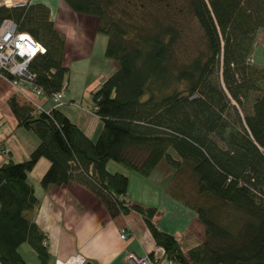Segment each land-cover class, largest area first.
Returning <instances> with one entry per match:
<instances>
[{
    "label": "trees",
    "instance_id": "trees-1",
    "mask_svg": "<svg viewBox=\"0 0 264 264\" xmlns=\"http://www.w3.org/2000/svg\"><path fill=\"white\" fill-rule=\"evenodd\" d=\"M62 1L95 17L96 31L106 37L104 55L116 67L89 92L88 110L100 120L92 140L57 108L61 97L51 101L63 91L68 69L64 36L48 8L33 0L0 5V20L11 19L42 46L27 71L51 102L43 109L16 95L6 100L16 126L36 144L25 159L6 153L0 162V264H26L24 243L36 264L48 262L46 236L34 222L40 201L28 180L39 158L47 161L40 188L74 182L110 216L138 213L171 262L264 264V67L250 56L264 28V0H187L201 50L184 45L178 0ZM160 160L171 170L164 192L203 228V240L186 252L154 225L153 207L127 202L126 174L106 168L112 161L146 177Z\"/></svg>",
    "mask_w": 264,
    "mask_h": 264
},
{
    "label": "crops",
    "instance_id": "crops-1",
    "mask_svg": "<svg viewBox=\"0 0 264 264\" xmlns=\"http://www.w3.org/2000/svg\"><path fill=\"white\" fill-rule=\"evenodd\" d=\"M33 1L48 8L55 29L64 36L62 64L68 71L57 108L93 140L100 120L88 110L89 92L116 67L114 60L104 55L106 37L96 31L95 17L71 11L62 0ZM11 95L43 109L51 106L46 95L15 89L0 77V162L5 158L4 149L19 161L36 144L35 137L27 135L29 131L16 126L6 104ZM36 164L40 175L47 161L39 158ZM106 168L126 174L127 202L153 207L152 222L159 230L171 234L183 252L203 240V228L194 212L164 192L171 175L164 161L160 160L146 177L122 169L112 161L106 163ZM34 191L40 201L34 222L46 236L47 264H131L125 259L129 253L150 255L155 264H180L169 263L138 213L110 216L93 193L74 182L46 189L34 184ZM120 229L126 235L123 239L119 237Z\"/></svg>",
    "mask_w": 264,
    "mask_h": 264
},
{
    "label": "built area",
    "instance_id": "built-area-1",
    "mask_svg": "<svg viewBox=\"0 0 264 264\" xmlns=\"http://www.w3.org/2000/svg\"><path fill=\"white\" fill-rule=\"evenodd\" d=\"M32 0H1L0 5L24 6ZM42 46L33 41L26 33L20 32L16 24L9 18L0 20V76L18 90H29L35 95L43 93L40 87L32 83V74L27 71V64L37 53H42ZM2 72L7 73L10 78H5ZM62 91L53 92L50 95L54 104H59ZM6 149L2 153L5 154ZM123 229L119 230V237L125 238ZM125 259L131 264H155L149 255L137 256L133 253L125 255ZM169 263L171 261L169 260Z\"/></svg>",
    "mask_w": 264,
    "mask_h": 264
},
{
    "label": "rangeland",
    "instance_id": "rangeland-1",
    "mask_svg": "<svg viewBox=\"0 0 264 264\" xmlns=\"http://www.w3.org/2000/svg\"><path fill=\"white\" fill-rule=\"evenodd\" d=\"M186 1L187 0H178L177 2V4H180L182 8L180 15H177V18L180 21V25H181L182 32H183L182 39L184 40V45L187 48L190 49L191 46H195L196 49L201 50L203 49V46H204L202 32L199 26L197 25V22L195 21V19L189 14ZM151 9L153 12L157 13V9H155V7H151ZM183 49L184 48H182L181 46L180 50L182 51L179 50V52H183ZM179 52L178 54H180ZM250 56H251V61L254 65L258 67H264V28L257 29ZM27 133H28L27 135H29L30 137H33L30 132H27ZM36 165L37 166L34 165L35 167H33L32 171H30V173L28 174V180L38 185L37 181L40 176L38 174L39 164H36ZM122 169H125V168L122 167ZM19 251L21 255L23 256V258L25 259L26 264H35V261H36L35 255L25 243L20 246Z\"/></svg>",
    "mask_w": 264,
    "mask_h": 264
}]
</instances>
